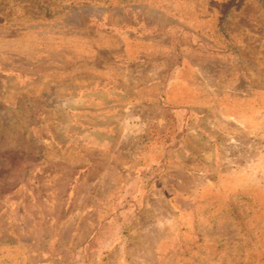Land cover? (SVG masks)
<instances>
[{
    "label": "rangeland",
    "instance_id": "obj_1",
    "mask_svg": "<svg viewBox=\"0 0 264 264\" xmlns=\"http://www.w3.org/2000/svg\"><path fill=\"white\" fill-rule=\"evenodd\" d=\"M142 49L200 77L219 135L234 134L241 172L229 175L226 164L227 175L200 196L201 224L186 228L201 236L199 257L175 252L151 263L264 264V0H0V264H39L32 256L50 231L34 189L43 183L30 124L36 106L24 93L48 88L50 78L61 86L67 69L83 64L91 79L97 69L113 73ZM226 112L243 115L248 133ZM110 230L91 227V240Z\"/></svg>",
    "mask_w": 264,
    "mask_h": 264
},
{
    "label": "crops",
    "instance_id": "obj_2",
    "mask_svg": "<svg viewBox=\"0 0 264 264\" xmlns=\"http://www.w3.org/2000/svg\"><path fill=\"white\" fill-rule=\"evenodd\" d=\"M149 54L125 55L117 71L97 69L94 79L83 64L67 69L65 85L50 78L48 88L24 93L36 106L30 124L41 149L35 174L43 183L34 189L50 211L39 220L50 228L32 256L39 264L199 257L201 236L186 228L201 224L200 196L227 175L226 164L229 175L241 174L234 134L219 135L199 76ZM225 116L248 133L243 115ZM91 227L114 230L91 240Z\"/></svg>",
    "mask_w": 264,
    "mask_h": 264
}]
</instances>
